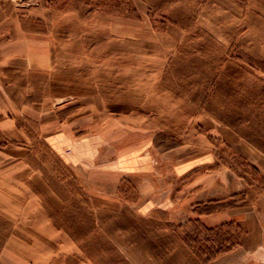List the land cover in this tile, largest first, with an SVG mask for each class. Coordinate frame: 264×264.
Returning a JSON list of instances; mask_svg holds the SVG:
<instances>
[{
    "label": "rangeland",
    "instance_id": "obj_1",
    "mask_svg": "<svg viewBox=\"0 0 264 264\" xmlns=\"http://www.w3.org/2000/svg\"><path fill=\"white\" fill-rule=\"evenodd\" d=\"M141 1H58L101 18L72 60L58 45L24 139H0V151L23 153L25 179L13 190L23 202L0 194V230L14 235L0 236V264L20 262L9 246L24 264H211L240 244L234 221L172 218L183 203L141 210L136 179L107 170L134 151L160 165L212 150L264 215V14L247 0ZM71 130L94 137L60 139ZM78 145L86 164L71 161Z\"/></svg>",
    "mask_w": 264,
    "mask_h": 264
},
{
    "label": "crops",
    "instance_id": "obj_2",
    "mask_svg": "<svg viewBox=\"0 0 264 264\" xmlns=\"http://www.w3.org/2000/svg\"><path fill=\"white\" fill-rule=\"evenodd\" d=\"M58 1L0 0L1 140L24 139V113L26 108H30L28 102L32 100V94L41 92V86L52 76L54 61L59 54L58 45L65 44V59L72 60L73 45L80 41L82 50L89 38L90 25L101 18L100 9H96L91 16H83L80 13L83 10L73 6L59 7ZM133 1V9L137 7V1L144 2L146 6L149 4L148 1ZM85 2L88 3L87 0ZM247 3L254 7L253 12L264 14V0H247ZM110 25L114 28L120 24L115 25L112 20ZM62 32L64 39L60 40ZM55 76H52L54 81ZM36 99L32 101L36 102ZM60 136L66 143L82 139L73 130ZM93 137H85L82 141L88 142ZM79 149L77 159L75 157L71 161L86 164L89 160L87 150L82 145ZM178 153L172 154L167 164L157 165L154 156L147 151H134L114 161L107 170L136 179L137 202L145 213L158 208L171 210L183 203V210L172 214V218L181 220L195 217L211 227L230 221L239 223L242 226L240 244L211 264H264V215L247 202L248 183L229 168L217 166L216 155L212 150L181 160H178ZM9 158L13 162L16 160L17 164L9 165ZM19 159H23V153L19 156L9 154L6 150L0 151V194L4 192L7 196L10 189L11 198L16 203L19 197L20 202H23V193L19 196L16 192L14 195L13 190L19 188V180L20 186L25 182L23 167L19 176ZM243 194L246 196L244 200L241 199ZM1 204L2 201L0 215H3ZM216 204H220V208L212 210L211 207ZM3 233L0 230V236H14ZM10 249L16 252L20 260L17 264H24L23 252L20 251L19 255V250L14 251L9 246ZM19 256L22 257L19 259Z\"/></svg>",
    "mask_w": 264,
    "mask_h": 264
}]
</instances>
